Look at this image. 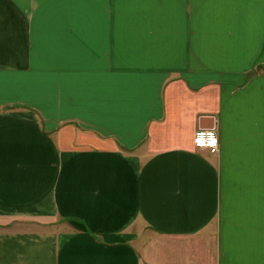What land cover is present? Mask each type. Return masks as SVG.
I'll list each match as a JSON object with an SVG mask.
<instances>
[{
	"label": "crops",
	"instance_id": "1",
	"mask_svg": "<svg viewBox=\"0 0 264 264\" xmlns=\"http://www.w3.org/2000/svg\"><path fill=\"white\" fill-rule=\"evenodd\" d=\"M0 264H264V0H0Z\"/></svg>",
	"mask_w": 264,
	"mask_h": 264
},
{
	"label": "built area",
	"instance_id": "2",
	"mask_svg": "<svg viewBox=\"0 0 264 264\" xmlns=\"http://www.w3.org/2000/svg\"><path fill=\"white\" fill-rule=\"evenodd\" d=\"M209 133H211V135H209ZM213 140L215 143H212ZM194 145L197 148H205L212 153H217L220 147V139L217 130L215 128L198 129L194 135Z\"/></svg>",
	"mask_w": 264,
	"mask_h": 264
},
{
	"label": "water",
	"instance_id": "3",
	"mask_svg": "<svg viewBox=\"0 0 264 264\" xmlns=\"http://www.w3.org/2000/svg\"><path fill=\"white\" fill-rule=\"evenodd\" d=\"M214 127H215L214 123L209 124V119L208 118H203L201 120L200 128L212 129Z\"/></svg>",
	"mask_w": 264,
	"mask_h": 264
},
{
	"label": "snow or ice",
	"instance_id": "4",
	"mask_svg": "<svg viewBox=\"0 0 264 264\" xmlns=\"http://www.w3.org/2000/svg\"><path fill=\"white\" fill-rule=\"evenodd\" d=\"M212 143H215V141L213 140Z\"/></svg>",
	"mask_w": 264,
	"mask_h": 264
},
{
	"label": "clouds",
	"instance_id": "5",
	"mask_svg": "<svg viewBox=\"0 0 264 264\" xmlns=\"http://www.w3.org/2000/svg\"><path fill=\"white\" fill-rule=\"evenodd\" d=\"M209 135H211V133H209Z\"/></svg>",
	"mask_w": 264,
	"mask_h": 264
}]
</instances>
